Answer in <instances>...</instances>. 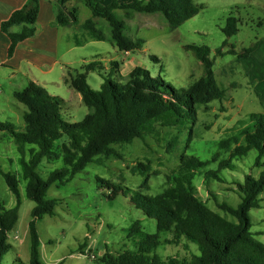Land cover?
I'll return each instance as SVG.
<instances>
[{
  "label": "rangeland",
  "instance_id": "1",
  "mask_svg": "<svg viewBox=\"0 0 264 264\" xmlns=\"http://www.w3.org/2000/svg\"><path fill=\"white\" fill-rule=\"evenodd\" d=\"M230 14L238 18V31L226 36L222 27ZM88 17L90 11L81 4L78 22ZM126 23L129 26L126 33L144 40L142 46L130 51L128 56L107 39L90 38L81 24L60 26L59 59L69 61L66 68L62 67L65 78H60L61 70L57 66L46 74H40L34 68L32 71L47 80L44 88L48 93L66 101L61 110L63 119L78 122L88 111L80 94L64 82L69 75L85 73L89 87L96 91L102 81L100 72H108L104 65L110 60H117L122 62L119 69L122 76L139 65L152 75L160 74L166 82L176 87H186L204 74L203 65L189 46L209 48L208 57L213 62L211 69L216 83L225 90V97L199 106L192 123L179 128L158 127L144 141L134 139L128 144L114 145L120 158L97 156L95 161L88 163L66 183L50 185L47 196L57 199L55 214L36 220L42 264H107L100 260L103 253L116 255L134 248L133 241L126 236V229L136 221L146 233L156 232L154 220L134 207L128 196L118 193L114 198H109L110 190L98 183L96 177L122 183L144 194L159 193L165 187L167 176L178 167L181 155L208 160L217 153L218 159L205 166L207 170H217L218 160L227 156L218 149V140L240 128L249 113L264 112V0H189L188 16L173 29L158 13L136 12L126 19ZM98 26L104 34L108 33L105 21L99 19ZM255 42H258L257 48L248 57L237 58V53ZM229 49H234L236 54L228 53ZM94 60L100 61L103 68L88 71L83 68L84 64ZM7 73L8 69H0V122L9 121L17 130H21L25 106L13 98L12 92L21 90L26 78L17 72L9 81L6 79ZM111 78L114 77L111 75ZM173 137H176L175 142ZM169 142L173 143L172 147L168 145ZM29 147L26 145V149ZM255 156L256 151L250 150L241 160L235 161V170H220L223 182L205 181L202 175H196L193 183L197 196L211 209L232 220L229 214L216 208L210 192L219 201L236 206L240 201L236 183L245 174L257 176L261 169L254 165ZM18 157L13 140L6 131L0 130V168L15 175L21 198L17 221L7 234V241L13 249L3 255L2 264H27L29 259L27 223L31 219L30 210L34 202L25 196V180L21 176ZM140 162H148L149 170L141 172L137 169ZM62 165L60 158L52 161L42 159L36 171L45 179ZM144 180L146 188L142 185ZM260 198L259 207L250 209L248 215L250 231L264 244V190ZM0 202L5 208H12L16 204L15 196L1 174ZM165 238L170 239L171 236L160 233L162 243L156 249L164 260L171 256L189 258L192 253H197L193 243L188 244L184 240L166 243L163 241Z\"/></svg>",
  "mask_w": 264,
  "mask_h": 264
},
{
  "label": "trees",
  "instance_id": "2",
  "mask_svg": "<svg viewBox=\"0 0 264 264\" xmlns=\"http://www.w3.org/2000/svg\"><path fill=\"white\" fill-rule=\"evenodd\" d=\"M39 1L26 0L0 22L1 32L9 38L8 57L12 56L17 43L36 34ZM49 1L54 7L57 25L68 26L77 21L76 8L67 6L71 0ZM80 1L91 14L82 23V28L92 39H108L117 49L125 52L139 49L144 43L143 38H132L126 33L129 28L126 19H130L134 13H158L170 29L177 27L189 14V0H131L128 3L111 0L105 5L99 3L102 0ZM96 19L106 22L107 34L97 26ZM14 27L17 29L13 31ZM222 31L226 36L236 34L238 18L230 14ZM257 45L258 42H255L237 54L234 49L227 52L236 54L237 58H245ZM189 48L203 65L204 74L186 87H176L166 82L160 74L152 75L139 65L122 76L116 61L109 63L108 72H100L102 81L96 91L89 87L85 73L69 75L64 82L80 94L82 103L88 109L78 122L63 119L61 110L66 102L34 81L30 80L21 90L13 91V98L25 106L22 112L24 126L17 130L11 122L4 121L0 122V130L6 131L17 147L21 176L25 180V196L34 202L30 210L31 219L27 223V264H42L36 220L55 214L57 199L47 196L50 185L66 183L88 163L95 161L97 156L120 158L114 145L128 144L134 139L144 141L158 127L179 128L192 123L199 106L225 97V90L218 86L211 69L213 62L208 57L209 48ZM151 58L157 60L154 56ZM83 68L87 71L100 70L103 66L100 61L94 60L84 64ZM262 105L264 107V100ZM172 140L175 142L176 137ZM26 145L30 147L26 149ZM168 145L172 147L173 143L169 142ZM217 147L227 153L226 157L218 160L217 170L205 169L209 162L218 159L217 153L208 160L181 155L178 167L167 176L165 187L153 195L96 177L98 183L110 190L109 198H114L118 193L128 196L134 207L154 220L156 227V232L149 234L136 221L126 229V236L133 241L134 248L116 255L103 253L100 260L107 264H264V244L250 231L248 215L250 209L259 207L260 194L264 190V112L249 113L240 128L218 140ZM250 150L256 151L254 165L261 169L257 176L245 174L236 183L240 196L237 205L219 201L210 192L216 208L229 214L232 217L230 220L197 196L193 179L196 175H202L205 181L223 182L219 171L235 170V161L241 160ZM59 158L62 167L51 171L45 179L41 178L36 171L41 160ZM136 168L141 172L148 171L149 164L140 162ZM0 174L16 200L12 208H5L0 202L2 264L3 255L13 249L7 241V234L17 221L21 198L15 175L1 168ZM142 185L147 187L145 180ZM160 233L171 236L163 240L166 243L184 240L188 244H195L197 253H192L189 258L171 256L164 260L156 252L162 243Z\"/></svg>",
  "mask_w": 264,
  "mask_h": 264
},
{
  "label": "crops",
  "instance_id": "3",
  "mask_svg": "<svg viewBox=\"0 0 264 264\" xmlns=\"http://www.w3.org/2000/svg\"><path fill=\"white\" fill-rule=\"evenodd\" d=\"M25 1L26 0H0V22L8 18V16L12 11L20 8ZM110 1L111 0H102L99 1V3L105 5ZM117 1L119 3L131 2V0H117ZM81 4L84 6L83 2L80 0H71L67 4L68 7H75L77 13V21L71 25L75 26L76 24H81L82 27V23L84 22L85 19L82 22H78V11L80 9ZM96 21L98 26L99 19H96ZM16 29L17 27L12 28L13 31ZM59 29H60V25H57L55 23V12L52 3L49 0H40L39 12L36 20V34L33 37L24 39L23 41L17 43L11 57L7 56L9 38L7 37L6 34L1 32L0 30V69L2 68L8 69L6 79L12 81L15 74L17 72H20L23 76H25L26 83L31 80L45 87V83L47 82V80L45 78L39 77L36 73L32 71V69L33 68L37 69L40 72V74H46L56 66L61 70L60 78H65L64 77L65 74L63 73V68L67 67L69 61H62L61 59H59V55H58ZM129 52L130 51H127L126 54V52L124 51V55L128 56ZM111 61L117 62V60H110L108 64L104 65V67H106L107 70H108L107 65L109 66V63ZM117 63H118V71H119L122 62L121 63L117 62ZM23 64H25V66H22ZM129 71L130 70H128L127 73Z\"/></svg>",
  "mask_w": 264,
  "mask_h": 264
}]
</instances>
